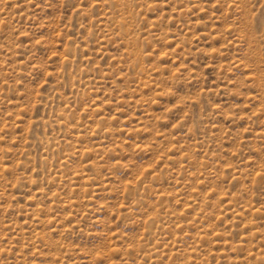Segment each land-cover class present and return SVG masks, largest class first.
Returning <instances> with one entry per match:
<instances>
[{"label": "rangeland", "instance_id": "1", "mask_svg": "<svg viewBox=\"0 0 264 264\" xmlns=\"http://www.w3.org/2000/svg\"><path fill=\"white\" fill-rule=\"evenodd\" d=\"M0 264H264V0H0Z\"/></svg>", "mask_w": 264, "mask_h": 264}]
</instances>
